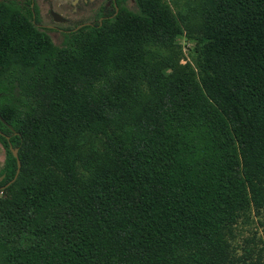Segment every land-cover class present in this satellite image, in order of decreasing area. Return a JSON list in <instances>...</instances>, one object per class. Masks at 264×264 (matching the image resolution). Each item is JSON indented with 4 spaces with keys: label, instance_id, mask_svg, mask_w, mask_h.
I'll list each match as a JSON object with an SVG mask.
<instances>
[{
    "label": "trees",
    "instance_id": "trees-1",
    "mask_svg": "<svg viewBox=\"0 0 264 264\" xmlns=\"http://www.w3.org/2000/svg\"><path fill=\"white\" fill-rule=\"evenodd\" d=\"M0 141V264H245L264 0H136L60 45L1 0Z\"/></svg>",
    "mask_w": 264,
    "mask_h": 264
},
{
    "label": "flooded vegetation",
    "instance_id": "flooded-vegetation-1",
    "mask_svg": "<svg viewBox=\"0 0 264 264\" xmlns=\"http://www.w3.org/2000/svg\"><path fill=\"white\" fill-rule=\"evenodd\" d=\"M1 1V0H0ZM19 12L30 15L36 25L49 35L66 36L86 26H102L125 8L134 9L136 0H6ZM129 3L132 7H128Z\"/></svg>",
    "mask_w": 264,
    "mask_h": 264
},
{
    "label": "rangeland",
    "instance_id": "rangeland-1",
    "mask_svg": "<svg viewBox=\"0 0 264 264\" xmlns=\"http://www.w3.org/2000/svg\"><path fill=\"white\" fill-rule=\"evenodd\" d=\"M128 7H132V4L129 3ZM50 37L56 44H61L60 37L57 35L51 34ZM182 45L185 56L181 59V63H186L191 60L194 45L187 37L182 39ZM6 156V147L0 141V172L5 166ZM3 196L4 194L0 191V197ZM233 244L236 254L243 258L245 264H264V211L259 213L253 210L248 218L240 220L236 226Z\"/></svg>",
    "mask_w": 264,
    "mask_h": 264
},
{
    "label": "water",
    "instance_id": "water-1",
    "mask_svg": "<svg viewBox=\"0 0 264 264\" xmlns=\"http://www.w3.org/2000/svg\"><path fill=\"white\" fill-rule=\"evenodd\" d=\"M13 152H14V155L17 157L18 159V169H17V174H16V177L20 171V168H21V162H20V159L18 158V149L17 148H14L13 149ZM4 179V175H1L0 176V181H2Z\"/></svg>",
    "mask_w": 264,
    "mask_h": 264
}]
</instances>
